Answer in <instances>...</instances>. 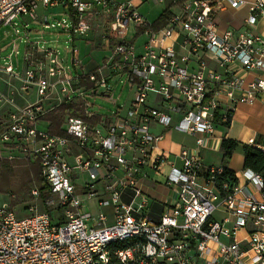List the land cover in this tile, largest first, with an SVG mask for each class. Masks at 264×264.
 I'll return each mask as SVG.
<instances>
[{
	"label": "built area",
	"instance_id": "built-area-1",
	"mask_svg": "<svg viewBox=\"0 0 264 264\" xmlns=\"http://www.w3.org/2000/svg\"><path fill=\"white\" fill-rule=\"evenodd\" d=\"M151 1L165 5L162 27L133 0H0V28L23 33L26 45L23 70L17 46L0 48L9 90L0 85V104L10 107L0 116L1 154L39 160L51 193L49 211L31 207L21 219L0 204V264H264V175L243 169L231 182L200 152L239 104L264 103V77L241 74H264V0ZM58 9L65 16L51 13ZM32 21L71 36L72 48L63 55L32 40ZM98 22L108 55L89 67L75 41ZM131 25L145 38L140 47L128 39ZM118 85L131 101L94 110L89 98L112 97ZM63 104L85 118L67 116L61 135L41 129ZM154 126L195 136V150L173 153L174 161L155 153L163 135ZM246 145L264 153L255 138ZM150 180L175 199H151Z\"/></svg>",
	"mask_w": 264,
	"mask_h": 264
},
{
	"label": "crops",
	"instance_id": "crops-1",
	"mask_svg": "<svg viewBox=\"0 0 264 264\" xmlns=\"http://www.w3.org/2000/svg\"><path fill=\"white\" fill-rule=\"evenodd\" d=\"M117 1H126V0H117ZM145 3V0H133L136 6H138L140 10V4ZM61 10L62 9H58ZM54 16L58 13L57 10L51 12ZM230 14L225 15V22L229 21ZM232 18V17H231ZM237 26V24H235ZM32 28V27H31ZM143 37H139L140 39ZM100 39V38H99ZM101 40V39H100ZM85 42V41H83ZM142 42L138 45L140 47ZM7 43L0 45L1 49L6 50ZM89 47V45H88ZM84 49H86V45L84 43ZM89 52H92L89 47ZM89 52L87 53V57H89V62L87 65L89 67H94L101 63L105 57L107 56V49L102 51H94L92 52V56H89ZM242 76L247 77L248 80L252 79L253 77H264V74L255 73V74H246L241 73ZM0 79L2 80L3 90L5 93H9L6 80L7 76L0 74ZM29 95H33V97H29ZM35 98V91L29 94H26L24 97L20 96L17 99V103L19 105H25L27 101H32ZM10 107L8 105H1L0 104V116L5 113ZM41 129L46 130V121L43 120L41 122ZM153 132L155 134H162L163 139L157 144L155 148V153L162 154L165 153L171 156V160L173 159V153L178 152L182 149H187L189 151L195 150L196 148V137L192 135H187L182 132H178L176 130H165L160 126H154ZM176 138H180L179 141ZM226 138L229 140L236 141L239 146L235 149L232 154V157L229 161L224 160L223 153L221 151V143L222 140ZM255 138L259 144L264 146V103L257 102L253 105H246V104H239L236 111L232 114L231 122L229 127H223L220 124L216 125L215 133L212 137L207 139V146L201 149V157L203 162L207 166H224L227 167L229 170L234 171L235 173H239L243 170L244 165V152L243 146H247L246 142L251 139ZM147 189L155 191L159 186H154L151 183V180L146 183ZM175 199V195L172 192V195L168 199ZM158 216L159 212L156 211L154 213Z\"/></svg>",
	"mask_w": 264,
	"mask_h": 264
},
{
	"label": "rangeland",
	"instance_id": "rangeland-1",
	"mask_svg": "<svg viewBox=\"0 0 264 264\" xmlns=\"http://www.w3.org/2000/svg\"><path fill=\"white\" fill-rule=\"evenodd\" d=\"M165 10V5L156 3L154 1L148 0L145 1V3L140 4V12L143 14L145 17H147L150 21L156 20L162 12ZM41 13L43 12L42 10L40 11ZM57 14L55 15L56 18H61L65 16L62 14L61 10H57ZM48 14L51 16L52 14L48 12ZM239 17H242L241 15ZM26 20H24L25 22ZM26 23V22H25ZM28 23V22H27ZM33 28V32L30 33V38L32 40H39L41 44L52 49H56L60 51L64 55L66 53L67 49L72 48V44L70 43L71 36L67 34H62L59 33L58 30L51 29V30H46L44 29L41 21H32L29 22V26ZM94 31L90 35L88 39L83 42L82 40H76L75 45H77L80 50H81V55L82 58L84 59V62L87 64L89 62V57H87V53L89 52V47L92 52L94 51H102L106 49V46L101 43L100 38V29H99V22L94 26ZM23 28V27H22ZM23 36V33L20 34V37L17 36L12 28L6 27V28H0V45L7 43V50L8 53H10L12 47L17 46L19 51H20V56L18 58H14V64L16 66H19V69L23 70V52L26 47L25 43H21V37ZM135 36V27L131 25L129 34H128V39L130 41L135 40V43H137V46L144 41V37L139 40L134 38ZM84 43L86 45V49H84ZM89 45V47H88ZM5 51V50H3ZM6 52V53H7ZM92 52H89V56H92ZM5 53V52H3ZM108 55V54H107ZM93 57V56H92ZM0 85H2V80L0 79ZM112 97L108 96H102L98 94L96 97H90L89 102L93 104V109L97 110V112H100L101 114H108L110 111H114V109L119 106V105H125L131 101L133 98V93L129 92V87H126V89H122V85H118L116 88L113 89V93L111 95ZM29 97H33V95H29ZM41 128V123L40 126ZM49 124L46 123V130H48ZM179 141L180 138H176ZM79 152V151H77ZM21 158V157H18ZM174 161V159H172ZM152 177V176H151ZM156 179L157 181L163 183L164 182V177H152ZM15 183L17 181L13 180ZM146 194L153 200H156L158 202H165L168 200V198L172 195V192L168 188H166L165 185L161 184L155 191H152L150 189H145ZM12 197V195H11ZM11 198L9 195H1L0 196V204L10 206ZM31 207H34V211H39L42 212L44 211L43 207L41 204L37 201L34 202H25L22 204H17L14 206V211L16 213V216L18 218H24L25 216L30 214V209ZM90 209L93 213L97 212V208L95 205V202L92 201L90 204ZM106 213H111V209H104L103 210Z\"/></svg>",
	"mask_w": 264,
	"mask_h": 264
},
{
	"label": "trees",
	"instance_id": "trees-1",
	"mask_svg": "<svg viewBox=\"0 0 264 264\" xmlns=\"http://www.w3.org/2000/svg\"><path fill=\"white\" fill-rule=\"evenodd\" d=\"M167 18V12L164 10L162 14L155 20L154 28H159L165 25ZM83 109H79L76 105L63 104L47 115L43 120L49 124L48 130L52 134L61 135V125L64 123V119L67 116H73L78 118H85ZM231 119L227 122L218 123L223 127H229ZM239 146L234 140L224 138L221 143V151L225 161H229L233 152ZM244 152V165L243 169H251L255 172L264 175V153L252 147L243 146ZM0 148V196L9 195L11 198L10 208L13 209L15 205L25 202L36 201L32 197V190L38 189L39 196L37 202L41 204L44 211H49L46 205L47 199L51 197L50 190L44 180L42 174L41 163L34 158H8L5 156V151ZM225 173V179L231 182L237 181L235 172L229 170L227 167ZM224 178H222L223 180ZM13 180L17 181L15 183ZM12 195V197H11ZM14 211V209H13ZM111 264H120L115 258Z\"/></svg>",
	"mask_w": 264,
	"mask_h": 264
}]
</instances>
